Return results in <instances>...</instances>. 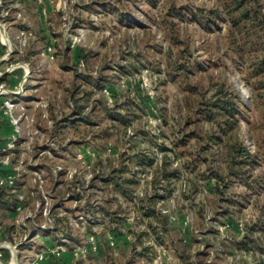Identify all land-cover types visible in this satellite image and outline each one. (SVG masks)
<instances>
[{"label":"rangeland","instance_id":"1","mask_svg":"<svg viewBox=\"0 0 264 264\" xmlns=\"http://www.w3.org/2000/svg\"><path fill=\"white\" fill-rule=\"evenodd\" d=\"M223 1L22 2L34 33L25 51L39 53L38 91L31 90L37 98H27L33 100V123L26 130L32 139L22 153L47 150L39 155L47 178L41 184L54 198L41 206L40 186L39 199L30 190L27 196L31 208L39 201V224L54 229L15 241L26 246L20 262L30 264L67 233L78 244L95 233L99 251L72 264H264V167L254 170L261 175L258 185L224 178L216 193L208 170L223 166L212 156L217 148L199 163V144L188 137L197 127L201 92L223 86L247 105L245 145L256 152L264 138V88H254L255 107L242 79L247 60L264 50L231 54L232 41L242 43L246 31L238 35L230 25ZM211 10L223 13L222 19ZM26 23L19 20L13 29ZM81 50L85 58L78 57ZM200 127L208 124L201 121ZM57 166L73 176L56 181Z\"/></svg>","mask_w":264,"mask_h":264},{"label":"built area","instance_id":"2","mask_svg":"<svg viewBox=\"0 0 264 264\" xmlns=\"http://www.w3.org/2000/svg\"><path fill=\"white\" fill-rule=\"evenodd\" d=\"M27 17L26 7L21 0H0V45L4 48V52L0 55V79H3L0 82V113L4 115L6 122L12 127L11 134L5 139H0V186L5 188L9 193L8 197L13 199L12 208L16 213L14 224L22 229V232L17 230L11 234L14 241L19 240L20 237L26 241L31 240L39 237V230L45 232L48 229H54L39 224V201H37V205L35 204L36 207L31 208L27 196V190H30L31 195L38 194L39 199L40 186L41 206L49 205V200L54 198V194L44 190L42 186L47 178L44 175L43 163L39 162V155L47 153V150H43L40 154L39 149L35 154L32 153V150H29V154L27 152L22 153L26 150L25 145L28 144V139H32V135L28 137L26 130L33 123V119L29 115L30 104L33 103V100L27 99L29 95L27 93L28 88H26L32 75V69L30 62L25 60L27 53L25 50L30 45V39L34 38V33ZM19 20L23 22L27 20V23L24 27H18L14 30L15 23ZM75 44L76 42L73 41L71 46H75ZM52 51L53 47L49 44L46 52L52 54ZM19 70H22L20 77L17 74ZM4 78L9 79L5 80ZM63 171H65L64 166L52 168V176L56 181L66 173L67 176H73L70 171L66 173ZM30 185L32 188L29 187ZM24 211L26 212L25 215L22 214ZM45 219L47 222H51L50 219ZM1 234L0 226V236ZM61 237L58 244L36 253L30 264H49L50 259L52 261L59 260L68 251L72 254L73 260L77 261L92 252H98L100 249V243L95 233L87 236L86 240L80 244L75 242L70 235ZM16 244V242L13 243L9 240L0 241V264H26L20 262V252ZM14 247L17 248L16 258L13 252ZM4 249L10 253L7 262L3 258Z\"/></svg>","mask_w":264,"mask_h":264},{"label":"trees","instance_id":"3","mask_svg":"<svg viewBox=\"0 0 264 264\" xmlns=\"http://www.w3.org/2000/svg\"><path fill=\"white\" fill-rule=\"evenodd\" d=\"M260 2V1H258ZM259 4V3H258ZM255 5L254 0H224L222 8L225 10V13L229 16L227 21H229L231 26L234 27L238 35H243L245 33V38H243L242 43L234 42L233 51L231 54H236L239 57H243L244 52L247 50V47H250V50L258 52L260 49L264 50V3L261 5ZM222 19L223 13L219 10H211V14ZM205 20L215 21V16L207 15L206 12H203ZM204 23H208L207 21ZM200 23H203L200 20ZM205 28H208V24H204ZM251 32H247L249 30ZM257 35L258 40H253V36ZM235 39V38H234ZM251 39V40H250ZM4 52V48L0 52V55ZM83 50L79 53L78 57L85 58L83 55ZM27 57V53L25 59ZM254 60H250L244 64L246 68V74L243 73V82L249 86L250 97L253 104L257 107L258 102L256 95L254 93V88L260 89L264 88V55L256 56ZM234 61L236 58H233ZM80 60V59H79ZM78 60V62H79ZM245 71V70H244ZM21 75L22 70L17 71ZM5 79V78H4ZM252 79H256L255 82ZM3 79H0L2 82ZM10 82V81H9ZM17 82V80H14ZM13 82V83H14ZM11 83V82H10ZM209 94V95H208ZM264 105V98L261 100ZM244 109H247L244 98L229 90L225 89L223 86L217 87L211 93L208 91H202L200 98L196 102V107L194 108L195 120L194 123L197 125L196 130L192 131L188 137H193L196 139L199 147L196 149V161L199 163L208 162V153H211L212 147L215 146L217 150L212 154V156H219L221 165L219 168H211L208 170V173L212 174L213 179H215L213 184H215L216 193L222 192L220 190L221 182H224V178H236L248 186L258 185L259 177L261 175H255L254 170L256 167H264V138L259 147H257L256 152H252L244 143V138L242 136V121L249 120L246 114L243 112ZM72 114L77 113L81 115V111L72 110ZM82 116V115H81ZM80 116V117H81ZM84 121L91 123L87 115L82 116ZM4 121L5 119H0ZM70 118H67V121ZM0 121V131L2 129ZM71 121V120H70ZM121 121L125 122L124 118H121ZM203 121L208 124L207 128L200 127L198 125ZM6 122V121H5ZM79 123L73 121V127H77ZM184 146L186 143H183ZM177 146V144H175ZM179 146V145H178ZM166 149V148H165ZM164 149V150H165ZM187 167L190 168L188 165ZM262 170L261 174H263ZM264 179V178H263ZM223 187H227L223 185ZM9 193L7 190L0 186V226L2 229V234L0 236V241L9 240L15 242L12 237V233L18 231L22 232V229L14 224V218L16 213L14 212L13 199L8 197ZM8 212L11 218L2 217L1 212ZM155 214L154 212H146V215L150 216ZM262 225V224H261ZM263 226V225H262ZM59 230V229H58ZM261 231L264 233V227H261ZM45 232H49L48 230ZM55 232V230H54ZM50 233V232H49ZM65 235H70L67 233ZM237 247H243L241 242L236 244ZM26 246L19 248V251L24 249ZM20 251V252H22ZM69 252V251H68ZM69 256L70 264L74 261L72 254L66 253ZM20 253V257H21ZM4 261L7 262L10 258V253L8 250L4 249ZM64 254L59 260H49V264L58 263V264H68L65 261ZM22 263V262H21Z\"/></svg>","mask_w":264,"mask_h":264},{"label":"crops","instance_id":"4","mask_svg":"<svg viewBox=\"0 0 264 264\" xmlns=\"http://www.w3.org/2000/svg\"><path fill=\"white\" fill-rule=\"evenodd\" d=\"M27 0H21V2H26ZM36 47L38 48L39 47V42L36 43ZM2 46L0 45V52L2 51ZM32 49H35V48H32ZM31 53V54H30ZM26 61H29L30 64L32 65V75H31V78L29 79L27 85H26V88H28V91L27 93H30L31 90H36L38 91V86H39V53L36 51H30L28 54H27V57L25 59ZM36 67V69H34ZM20 77V74L17 73ZM10 78V77H9ZM9 78H5L6 79H9ZM10 83V82H9ZM30 95V94H29ZM31 97L33 99H36L37 96L35 94H32L31 92V95L28 96V98ZM32 106V104H30V107ZM2 121V120H0ZM6 120L2 121V124L5 123L4 125H1L2 126V129L0 131V139H5L7 138L11 132H12V127L7 123L5 122ZM44 237H48V236H44ZM51 246L55 245L53 241L50 242ZM66 253H69L71 254L70 252H65L64 253V257L68 260L65 259V261H67L68 264H70V259H69V256L68 254Z\"/></svg>","mask_w":264,"mask_h":264},{"label":"water","instance_id":"5","mask_svg":"<svg viewBox=\"0 0 264 264\" xmlns=\"http://www.w3.org/2000/svg\"><path fill=\"white\" fill-rule=\"evenodd\" d=\"M13 252H14V256H15V258H16V255H17V248L14 247ZM15 258H14V259H15Z\"/></svg>","mask_w":264,"mask_h":264}]
</instances>
